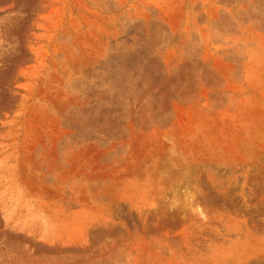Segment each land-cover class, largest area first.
<instances>
[{
	"label": "rangeland",
	"instance_id": "rangeland-1",
	"mask_svg": "<svg viewBox=\"0 0 264 264\" xmlns=\"http://www.w3.org/2000/svg\"><path fill=\"white\" fill-rule=\"evenodd\" d=\"M0 264H264V0H0Z\"/></svg>",
	"mask_w": 264,
	"mask_h": 264
}]
</instances>
